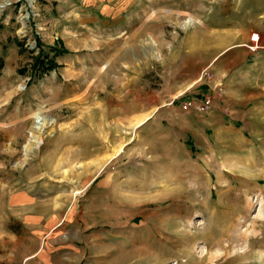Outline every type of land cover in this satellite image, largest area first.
<instances>
[{
	"label": "rangeland",
	"instance_id": "rangeland-1",
	"mask_svg": "<svg viewBox=\"0 0 264 264\" xmlns=\"http://www.w3.org/2000/svg\"><path fill=\"white\" fill-rule=\"evenodd\" d=\"M89 1L0 0V264L63 220L81 264H264V0Z\"/></svg>",
	"mask_w": 264,
	"mask_h": 264
},
{
	"label": "crops",
	"instance_id": "crops-1",
	"mask_svg": "<svg viewBox=\"0 0 264 264\" xmlns=\"http://www.w3.org/2000/svg\"><path fill=\"white\" fill-rule=\"evenodd\" d=\"M88 3L92 2L87 0ZM247 35V34H246ZM245 35V36H246ZM221 41H225L223 38ZM219 42V41H217ZM224 43V42H219ZM235 44V43H234ZM230 45V44H222L219 45V48L223 47L221 50L222 52L218 53L216 58L214 60H217L214 63L210 64L211 67L214 65L216 66V76L219 78V74H221V78L223 81L229 80L230 82H236L238 79L240 80V83H244L248 80V75L245 73V71L250 69V66H254L258 70V66L253 64H246L244 65V69H241L239 74H231L225 71V64H228L231 62V66L234 65L235 58L237 55L241 57H249V50L246 45L236 46V45ZM237 50V52H236ZM221 56V57H220ZM227 56V59H223V63L220 64V60ZM227 60V62H225ZM255 63V62H254ZM214 66V67H215ZM262 72H264V66L260 68ZM230 75V76H228ZM227 76V77H226ZM238 78V79H237ZM228 83V82H227ZM226 83V84H227ZM246 85L253 86V83H244ZM243 86L244 88L246 87ZM235 86L231 85L229 89L234 88ZM256 90L251 93L250 90L246 89L243 91V93H240L238 96L235 93H230L229 91V102L233 104L234 106H247L249 104H256L257 106L263 107L264 106V86L260 85L258 83L255 84ZM259 89V90H258ZM249 91V92H248ZM68 222V220H66ZM64 220L62 222H50L49 226H47L46 231L49 230V233H45L42 237V245L31 252L27 259L25 260L24 264H81V254L82 252L78 249L77 245L74 243V239H72L71 234H56L55 232L67 224ZM68 225V224H67ZM84 257H87V252H83ZM83 262V261H82Z\"/></svg>",
	"mask_w": 264,
	"mask_h": 264
},
{
	"label": "bare ground",
	"instance_id": "bare-ground-1",
	"mask_svg": "<svg viewBox=\"0 0 264 264\" xmlns=\"http://www.w3.org/2000/svg\"><path fill=\"white\" fill-rule=\"evenodd\" d=\"M5 7V6H4ZM3 7V3L2 4H0V11L2 10V8H4ZM194 22V19H191V20H189L188 22H187V25H191L192 23ZM236 31V30H235ZM247 32V31H246ZM242 35H246L245 33L244 34H242ZM256 38H255V40L256 41H258L260 38H259V36L258 35H256L255 36ZM254 40V41H255ZM36 126L39 128V129H43L46 125H47V120H46V118L45 117H43V116H41V115H37V117H36ZM119 123V122H118ZM120 124V123H119ZM35 126V127H36ZM34 127V128H35ZM33 128V129H34ZM37 129V128H36ZM34 131V130H33ZM35 132V131H34ZM117 137H119V135L117 136ZM38 143V142H37ZM31 147H32V145H30L29 146V148L31 149ZM104 147H107V144H104ZM232 238V237H231ZM228 248V247H227Z\"/></svg>",
	"mask_w": 264,
	"mask_h": 264
},
{
	"label": "trees",
	"instance_id": "trees-1",
	"mask_svg": "<svg viewBox=\"0 0 264 264\" xmlns=\"http://www.w3.org/2000/svg\"><path fill=\"white\" fill-rule=\"evenodd\" d=\"M48 58L46 56H43V58L41 56L38 57V60L36 62L35 65V69H43V70H50V69H54L57 65L53 62V61H49L47 60ZM45 61H48L47 63Z\"/></svg>",
	"mask_w": 264,
	"mask_h": 264
},
{
	"label": "built area",
	"instance_id": "built-area-1",
	"mask_svg": "<svg viewBox=\"0 0 264 264\" xmlns=\"http://www.w3.org/2000/svg\"><path fill=\"white\" fill-rule=\"evenodd\" d=\"M256 42H258V41H256Z\"/></svg>",
	"mask_w": 264,
	"mask_h": 264
}]
</instances>
